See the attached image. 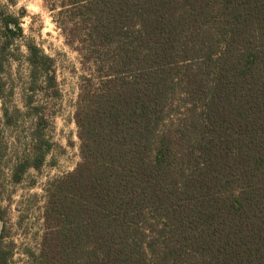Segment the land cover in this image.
<instances>
[{
    "label": "trees",
    "instance_id": "obj_1",
    "mask_svg": "<svg viewBox=\"0 0 264 264\" xmlns=\"http://www.w3.org/2000/svg\"><path fill=\"white\" fill-rule=\"evenodd\" d=\"M50 1L89 74L33 264H264V0ZM20 37L41 128L14 182L51 148L34 95L60 96L54 56L5 11L0 74Z\"/></svg>",
    "mask_w": 264,
    "mask_h": 264
},
{
    "label": "rangeland",
    "instance_id": "obj_2",
    "mask_svg": "<svg viewBox=\"0 0 264 264\" xmlns=\"http://www.w3.org/2000/svg\"><path fill=\"white\" fill-rule=\"evenodd\" d=\"M50 4V0H0V11L19 16L24 36L54 56L60 88L57 98L46 96L42 90L34 95L33 103L42 106L40 110L46 117L41 132L51 148L40 168H29L19 182H14L13 165L31 150L33 138L41 128L36 115L25 104L29 70L24 38H17L0 74V230L4 225L6 241L13 242L10 264H33L44 232L47 188L80 160L74 112L89 69L81 63L78 52L65 42Z\"/></svg>",
    "mask_w": 264,
    "mask_h": 264
}]
</instances>
